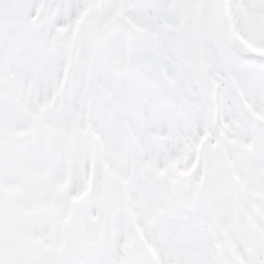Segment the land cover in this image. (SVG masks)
<instances>
[{
    "label": "snow or ice",
    "instance_id": "6c2138e0",
    "mask_svg": "<svg viewBox=\"0 0 264 264\" xmlns=\"http://www.w3.org/2000/svg\"><path fill=\"white\" fill-rule=\"evenodd\" d=\"M264 0H0V264H264Z\"/></svg>",
    "mask_w": 264,
    "mask_h": 264
},
{
    "label": "rangeland",
    "instance_id": "374dc122",
    "mask_svg": "<svg viewBox=\"0 0 264 264\" xmlns=\"http://www.w3.org/2000/svg\"><path fill=\"white\" fill-rule=\"evenodd\" d=\"M242 43L247 46L249 49H253L257 52H264V48L258 47L255 43L252 41L246 40L243 37L240 38Z\"/></svg>",
    "mask_w": 264,
    "mask_h": 264
}]
</instances>
